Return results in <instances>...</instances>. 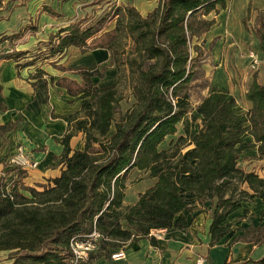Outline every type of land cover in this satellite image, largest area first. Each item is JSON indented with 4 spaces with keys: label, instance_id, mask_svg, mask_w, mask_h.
<instances>
[{
    "label": "trees",
    "instance_id": "16d2710c",
    "mask_svg": "<svg viewBox=\"0 0 264 264\" xmlns=\"http://www.w3.org/2000/svg\"><path fill=\"white\" fill-rule=\"evenodd\" d=\"M227 1L158 0L146 16L130 6H115L110 16L92 27L73 23L49 38L48 57L61 56L71 47L82 54L105 50L125 74L122 77L119 70L114 85L98 87L93 83L102 77L98 70H69L53 64L58 71L79 76L80 83L67 78L55 83L79 107L62 118L67 129L58 177L39 186L41 191L23 184L8 189L5 177H0V251L9 252L10 264H69L70 240L93 231L100 235L98 256L109 257L127 243L144 239L155 246L152 232L186 228L183 215L196 208L188 194L199 206L210 203L212 247L233 234L228 219L242 204L264 202V179L238 166L240 155L249 148L264 160V83L254 79L250 84L245 94L250 109L245 113L227 91L214 87L194 109L190 107L197 58L193 54L200 53L197 42L215 25L208 17L224 10ZM108 22H113V28L107 29ZM252 32L264 57V10ZM22 37L18 33L1 38L0 45ZM123 79L133 103L117 117L118 86ZM178 126L182 135L161 149ZM15 127L9 124L0 132ZM77 134L83 147L73 151L69 143ZM133 170L156 182L135 204L125 206L124 192ZM14 171L16 183H21L26 173ZM238 231L242 234L236 243L242 240L264 247L262 218L257 226ZM245 264H264V253Z\"/></svg>",
    "mask_w": 264,
    "mask_h": 264
},
{
    "label": "crops",
    "instance_id": "0c3cea01",
    "mask_svg": "<svg viewBox=\"0 0 264 264\" xmlns=\"http://www.w3.org/2000/svg\"><path fill=\"white\" fill-rule=\"evenodd\" d=\"M250 1L247 0L246 5H249ZM106 2L115 3V6L133 7L140 15L146 16L157 6L158 0H23L20 7L6 12L5 18L0 21V39L23 33L20 40L13 41L10 45L6 42L0 45V127L16 124L14 130L0 132V135L5 134L3 141L0 142V171L2 164L7 163L16 147L21 145L38 163L37 171L34 172L37 180L46 182L60 175L61 166L55 164L54 160L57 159L58 162L62 152L61 141L67 129V124L62 118L71 114L68 107L70 102L74 101L77 107L79 102L69 97L65 90L56 87L55 83L60 78H67L77 83L81 81L79 76H70L58 71L53 64L71 69L64 63L66 56L72 53L77 57V53L81 54V52L71 47L61 56L48 57V41L51 36L57 35L70 24L89 23L87 19L94 16L100 5ZM108 5L106 4L102 11ZM253 5L259 11L264 10V0H255ZM225 30H218L215 25L203 36V40L207 37L221 38ZM229 35L233 38L236 47L231 50V55L226 61L236 67L237 74L235 80L231 82L222 75V70L218 71L212 87L227 91L235 99L242 113H245L250 109V104L245 100L250 84L254 79L260 84L264 83V57L259 51L258 41L252 31L248 32L237 27L235 33L231 32ZM249 50L254 51L259 57L263 73L249 71L250 60L247 57ZM16 53H24V55L8 60L2 57ZM19 124L23 127L19 128ZM181 135L182 128L178 126L177 133L167 137L165 141L170 139V143ZM80 136L81 134H77L70 140L71 150L74 151L73 141ZM248 141L252 143L251 139ZM191 149L192 146L187 147L182 154ZM52 164L57 167H50ZM52 170L53 173L49 174ZM30 172L33 171L29 170L28 173ZM29 179L30 176H25L23 182L27 183ZM155 182V179H150L143 173L141 181L131 185L128 183L123 205L135 204L138 196L152 187ZM187 196L189 202L195 204L196 208L183 215L187 224L185 229L171 228L152 232L155 246L149 239L127 243L121 247L125 251V259L118 262L110 261L109 257L104 256L92 258L93 253L88 264H197L200 258L205 260L204 264H245L248 260L261 259L264 247L243 244L241 248H236L235 245L229 247L228 243L222 241L211 247L210 203L206 202L199 206L193 195ZM247 206L248 204L244 203L240 209L248 210Z\"/></svg>",
    "mask_w": 264,
    "mask_h": 264
},
{
    "label": "rangeland",
    "instance_id": "374dc122",
    "mask_svg": "<svg viewBox=\"0 0 264 264\" xmlns=\"http://www.w3.org/2000/svg\"><path fill=\"white\" fill-rule=\"evenodd\" d=\"M23 0H0V21L5 18L6 12L8 13L11 9H14L16 7H20ZM253 1L251 0L249 5L247 3V0H228L226 3V7L224 10H220L217 15L211 14L208 19H214L215 25L218 27V30H225L226 32L222 35L221 38H214L211 39V37H207V39L204 40V43H201V40H203V37L197 42V45L200 46V53L198 55L193 54V57L196 58V68H195V80L191 84L189 88L190 92V107L194 109L199 101L204 98L209 89L212 88V82L215 78V74L218 71L222 70V75L225 78H229V80L232 82L235 80V75L237 74L236 67H233L229 61H226L229 55H231V50L236 47L234 44L233 38L229 34H234L237 27L243 28L244 30L250 32L253 31V29L257 26L259 21L263 18V10L259 11L254 7ZM259 1V0H258ZM108 5L104 11H102L105 8V5ZM115 7V3L112 2H106L105 4L100 5V9L94 16L90 17L89 23L83 24V28H88V26L92 27L95 25L99 20L106 17L108 13L110 14ZM110 16V15H108ZM86 21V20H85ZM214 25V26H215ZM31 26H33L31 24ZM114 24L113 22L109 24V22L106 24L107 29L113 28ZM225 27V28H224ZM31 31V29H30ZM24 33L26 31H23ZM220 32V31H218ZM124 46V43H122V47ZM120 50V49H119ZM48 51V50H47ZM249 52H254L252 50H249ZM255 53V52H254ZM77 57L73 56L72 53L68 56H66V60L64 61L67 66H69L71 69L74 70L78 68H86L88 70H98L100 74L102 75L101 78H95L93 80V83H95L98 87H107L114 85L117 82L118 79V72H122V77L125 74V69L123 67H120V69H117V64L112 62L111 55L108 51L105 50H95L94 52L88 53V54H80L77 53ZM256 54V53H255ZM119 58L122 60L124 59V55L120 54L119 52ZM257 56V54H256ZM65 57V56H64ZM260 61L259 57H257ZM64 59V58H63ZM63 67L62 65H60ZM65 68V67H63ZM66 69V68H65ZM249 71L252 72V70L249 67ZM255 72L263 73V68L261 66V61L258 69ZM254 72V73H255ZM64 73V72H63ZM67 75L72 76L73 74L66 72ZM232 77V78H231ZM118 92L119 96L121 97V101L118 105L117 109V117H119L121 114H123L127 109H129L133 103L130 92L127 90V86L125 84L124 79L120 81V84L118 86ZM70 112L73 113L75 109H77V105L74 103H69ZM77 107V108H76ZM19 128H22L23 125L19 124ZM4 135H0V142L3 141ZM170 139H167L165 143L161 146V149H166L167 145L169 143ZM6 142V139L4 140V143ZM72 147L74 150H80L82 149V136L78 137L77 140H74L72 143ZM55 164H58L57 159L54 160ZM55 164H52L50 167L55 168ZM38 165V164H37ZM239 168H243L246 172H253L257 174L260 178L264 179V160H258L256 157V151L253 148H249L245 150L239 158L238 161ZM16 170V169H15ZM33 172L24 171L26 173V176L30 179L27 180V183L22 182L16 183V178L14 177L15 174H18V172L14 171V168L8 165V163H3L2 168L0 171V177H5L4 181L5 184H7V188L10 189L14 185H17L18 188L23 184L25 187L29 188H35L38 191H41V188L39 186H47L49 183V180L45 182L41 181L40 179H36L35 173L37 171V167L35 170H30ZM52 172H49V174H52ZM30 174V175H29ZM49 176V175H47ZM143 179V173L138 172L136 170H133L129 176L127 183L129 185L135 184ZM14 181V183H13ZM25 181V180H24ZM38 182V183H37ZM22 195L29 198L30 195L25 192L21 191ZM248 210L239 209L235 214H232L229 217V222L232 224V228L230 231L233 234H229L222 242L228 243V246L233 247L234 245L236 248H241L244 243H242V240L240 242H235L236 238L238 236H241V232L238 231L239 228H246L250 225L257 226L259 223L260 218L264 221V202H260L259 200H254L251 203H247ZM246 208V207H244ZM100 253L95 252L92 255V258L95 256H98ZM256 256V255H255ZM254 256V257H255ZM9 258V252H2L0 251V264H10ZM89 261L86 263L88 264Z\"/></svg>",
    "mask_w": 264,
    "mask_h": 264
},
{
    "label": "built area",
    "instance_id": "2783aa9c",
    "mask_svg": "<svg viewBox=\"0 0 264 264\" xmlns=\"http://www.w3.org/2000/svg\"><path fill=\"white\" fill-rule=\"evenodd\" d=\"M247 57L250 60V69L256 71L260 65L256 54L249 52ZM8 165L14 169L28 171L37 167V162L30 156V154L21 145L16 147L14 154L8 159ZM152 236V233H151ZM157 236V235H156ZM100 235L93 231L91 234L84 238H72L69 243V264H86L91 254L97 250ZM110 261L118 262L125 259V251L123 248L118 249L109 256ZM205 260L200 258L197 260V264H204Z\"/></svg>",
    "mask_w": 264,
    "mask_h": 264
}]
</instances>
